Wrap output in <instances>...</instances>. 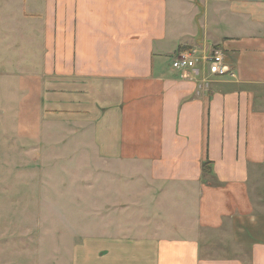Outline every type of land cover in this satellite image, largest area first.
Instances as JSON below:
<instances>
[{
	"label": "crops",
	"instance_id": "1",
	"mask_svg": "<svg viewBox=\"0 0 264 264\" xmlns=\"http://www.w3.org/2000/svg\"><path fill=\"white\" fill-rule=\"evenodd\" d=\"M10 77L131 203L74 264H264V0H0Z\"/></svg>",
	"mask_w": 264,
	"mask_h": 264
},
{
	"label": "rangeland",
	"instance_id": "2",
	"mask_svg": "<svg viewBox=\"0 0 264 264\" xmlns=\"http://www.w3.org/2000/svg\"><path fill=\"white\" fill-rule=\"evenodd\" d=\"M13 80L0 78V264H74L87 237L129 219L131 203L112 194V164L66 148L63 132L58 141L47 126L36 130L32 100L17 116Z\"/></svg>",
	"mask_w": 264,
	"mask_h": 264
},
{
	"label": "built area",
	"instance_id": "3",
	"mask_svg": "<svg viewBox=\"0 0 264 264\" xmlns=\"http://www.w3.org/2000/svg\"><path fill=\"white\" fill-rule=\"evenodd\" d=\"M208 63L210 73L216 77H234V73L224 59V55L219 50L211 51L210 55L205 59ZM197 63L195 51H187L181 53L172 60L173 69L186 73L194 71Z\"/></svg>",
	"mask_w": 264,
	"mask_h": 264
},
{
	"label": "trees",
	"instance_id": "4",
	"mask_svg": "<svg viewBox=\"0 0 264 264\" xmlns=\"http://www.w3.org/2000/svg\"><path fill=\"white\" fill-rule=\"evenodd\" d=\"M203 168H204V170H205V165H203Z\"/></svg>",
	"mask_w": 264,
	"mask_h": 264
}]
</instances>
